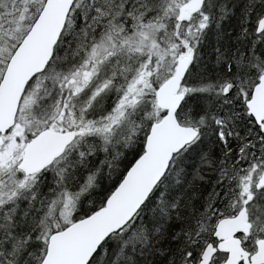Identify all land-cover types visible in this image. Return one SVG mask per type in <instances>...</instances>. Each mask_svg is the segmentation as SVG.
<instances>
[{
	"label": "snow or ice",
	"instance_id": "obj_1",
	"mask_svg": "<svg viewBox=\"0 0 264 264\" xmlns=\"http://www.w3.org/2000/svg\"><path fill=\"white\" fill-rule=\"evenodd\" d=\"M0 264H264V0H0Z\"/></svg>",
	"mask_w": 264,
	"mask_h": 264
}]
</instances>
